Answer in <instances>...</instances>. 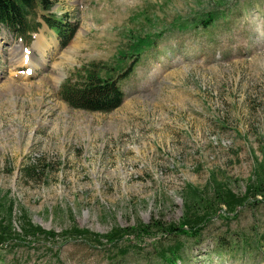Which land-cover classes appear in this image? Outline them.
Here are the masks:
<instances>
[{"label":"rangeland","instance_id":"obj_1","mask_svg":"<svg viewBox=\"0 0 264 264\" xmlns=\"http://www.w3.org/2000/svg\"><path fill=\"white\" fill-rule=\"evenodd\" d=\"M41 14L21 32L0 27V222L13 202L16 231L27 221L105 235L151 219L178 224L184 187L203 190L211 175L246 192L264 162V0H54L45 15L74 32L65 45ZM147 38L133 67L131 48ZM121 68L132 72L113 111L62 100L87 69ZM35 161L29 181L21 171ZM262 236L264 202L180 239V264H264ZM152 251L120 257L58 238L0 248V264H149Z\"/></svg>","mask_w":264,"mask_h":264},{"label":"trees","instance_id":"obj_2","mask_svg":"<svg viewBox=\"0 0 264 264\" xmlns=\"http://www.w3.org/2000/svg\"><path fill=\"white\" fill-rule=\"evenodd\" d=\"M53 6L54 0H0V27L21 32L27 26L28 17L37 8L42 12L41 18L46 26L53 30L65 45L74 32L64 20L55 21L50 19L49 15H45ZM213 21L215 17L212 19V16H209L202 29L209 28ZM153 44L154 40L151 38L133 44L131 49L136 55L133 67L143 55V49ZM129 70L121 68L115 71L113 77L109 75L102 77L98 71L87 69L79 83L65 84L61 88V98L75 110L109 113L122 102L119 81L129 76L132 69ZM21 172L27 180H34L35 173L40 172L39 162L24 166ZM252 173V177L246 183V192L241 196L236 195L214 175L210 176L209 185L203 190L186 185L182 192L184 211L178 224H167L158 219H151L146 225L137 224L125 229L114 228L105 235L76 227L56 234L54 231H45L39 226H33L27 221H24L16 231L10 221L15 206L12 202L7 207V220L1 219L0 222V248L6 250L16 245L55 242L58 238L66 240L76 238L107 254L115 252L114 256L120 257L127 256L130 250L142 253L150 246L153 253L146 256L147 263L151 264L153 261V264H180L184 262L185 249L180 239L197 241L213 219L226 220V217H236L239 210L244 207H253L264 202V162H257ZM261 238V242H264V236Z\"/></svg>","mask_w":264,"mask_h":264},{"label":"bare ground","instance_id":"obj_3","mask_svg":"<svg viewBox=\"0 0 264 264\" xmlns=\"http://www.w3.org/2000/svg\"><path fill=\"white\" fill-rule=\"evenodd\" d=\"M35 44H36V43H35ZM37 44L41 45V42H37ZM27 61H28V60H26L25 58H22V59L19 60L18 63H19V64H27ZM28 64H29V66H31V67L35 66V65L33 64V61H32V60H31L30 63H28ZM31 67H30V68H31ZM27 71H28V70H27Z\"/></svg>","mask_w":264,"mask_h":264}]
</instances>
